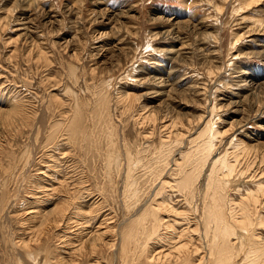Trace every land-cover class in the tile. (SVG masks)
Segmentation results:
<instances>
[{
    "label": "rangeland",
    "instance_id": "374dc122",
    "mask_svg": "<svg viewBox=\"0 0 264 264\" xmlns=\"http://www.w3.org/2000/svg\"><path fill=\"white\" fill-rule=\"evenodd\" d=\"M263 9L264 0H0V107L22 102L25 114L9 121L0 113V264L68 263L70 247L61 246L57 225L43 228L39 240L30 227L39 221L34 211L44 216L62 205L69 189L84 201L85 213L100 200L88 193H102L119 230L137 227L145 207L128 214L123 171L113 169L112 185L101 188L109 180L97 158L108 151L106 136L118 143L115 154L127 138L162 170L173 209L162 214L165 220L179 233L190 229L193 246L214 247L222 263L235 258L243 264L247 246L235 252L228 243H239L241 235L264 242ZM78 107L87 133L74 146L61 130L72 125ZM92 116L105 119L96 133ZM93 144L99 152L91 151ZM188 179L194 197L189 186H178ZM249 194L257 208L244 221ZM235 222L249 226L233 228ZM22 242L39 250L36 258ZM165 244L159 250L168 249ZM110 251L99 255L106 257L101 264H121ZM263 253L248 260L264 264Z\"/></svg>",
    "mask_w": 264,
    "mask_h": 264
},
{
    "label": "bare ground",
    "instance_id": "6f19581e",
    "mask_svg": "<svg viewBox=\"0 0 264 264\" xmlns=\"http://www.w3.org/2000/svg\"><path fill=\"white\" fill-rule=\"evenodd\" d=\"M252 2H254V1H252ZM221 10H223V9H221ZM263 10H260V11H263ZM260 18L261 19H259V20L264 22V14H262V17H260ZM25 25L26 24L23 23L21 25V29L20 30H26L27 28L25 27ZM256 27H259V26H256ZM258 29H260V28H258ZM261 29H262V27H261ZM257 32H259V31H257ZM160 95H162V94H160ZM125 97H126V95H125ZM15 102H16V100H15ZM129 106L130 105H128V103H127V105H125V107H129ZM7 107H8V109H3V108L0 107V113L2 112V113H5V114L9 115V117L6 115L7 116L6 119H8L9 121H10L11 117L14 120L15 119L14 117H20V116L22 117V115H25L22 102H20V103L16 102V104H13V107H12V105L11 106H7ZM108 109H109V107H108ZM84 112H83V109H81V107H78L76 115H75V119L72 122V125L68 126V127L64 126L65 128L61 130V131H64V133H62L63 135H65L66 132L68 131V137L71 138V139H69L68 137L67 138L69 139V141H72L71 143H74V146H77L78 144H81L82 142H85V140H86L85 133H87V132L84 133V131L82 129V125L84 124L83 123V121H84ZM70 113H68V114H70ZM99 113L101 114V112H99ZM94 114L96 115V113H94ZM61 116H63V115H61ZM65 118H66V116H65ZM106 118L108 119V121H110V123H109L110 126H109V129H108V131L110 133L111 128H114V127H112V125H111L112 120L110 118V115H106ZM104 120L105 119L103 117L100 118V117H93L92 116V121H93L94 124H91V125H94L93 129H94L95 133L98 132V127H100L99 126V125H101L100 123H102ZM88 122H89V120H88ZM65 123H66V121H65ZM101 127H102L101 131L105 134V132H107V131L103 128V126H101ZM84 128H85V126H84ZM101 131H99V133ZM54 136H55V134H54ZM49 138L51 139L52 136H49ZM93 138H94V135L90 139H93ZM106 138L108 139V143H107L108 151L105 153V155H97L98 156L97 157L98 160H103L102 163L104 162L103 164L106 165L105 174L106 173L108 174V176L107 175L106 176H107V179H109L108 181H106V179L104 180L106 182H104L105 183L104 185H101L102 186L101 188H103V191H108L107 187H106V185H107L106 183L107 182H109L108 184L111 183L112 179H110L109 176L112 175L113 169L114 170L118 169L119 173L122 170L124 175H125V181H124V183H125V194L123 196V198H124L123 201H125V200L127 201L126 208H127L128 214L132 213V211H134L138 206L140 207L142 205V203H144L143 206L145 207V209L141 213V214H143L142 215L143 216L142 220L140 222H138V220L136 221L139 224L135 228L134 227L132 228L131 226H128V228H126L125 230H119V226L116 225L117 222L113 221L114 220V216H113V213L111 212L112 210L110 208H108L107 205H106V207L104 205V202L108 201V199L110 197L107 198V196L106 195L104 196L102 193L98 194V195H96L94 193H88L89 196H87V197L91 196V198L93 199V196H94V198L95 197L97 199L100 198V200H98V202L96 201L97 203H95V205L92 207V209L90 211H88L87 213H85L84 211L81 210V208H79V207L82 206L84 201H76V200H78L80 198L76 199V192L75 191L71 192V189H69V191L64 192V200H63V204L62 205H59V204L55 205V207L49 213H47L44 216L41 215V212L38 211V210L34 211L32 213L33 214L32 218H34V217L36 218L37 217L36 219L39 220L36 225L30 227V231H31V234H32L31 237L34 236V238H35L34 240H39V237H40V234L42 233V229L43 228L50 229L48 227H50L52 225H57L60 228L59 230L61 231L57 235L58 239L60 240V244H62L61 246H63V248L70 247L69 252L65 253L67 256L70 257L69 261L68 260L66 261V262H68L67 264H101V261H105L106 257H104L105 258L104 260H102V259L99 260L100 259L99 255L102 257V254L104 253L105 249L111 250L113 257L114 256L117 257V259L119 260V262L121 264H233V263L241 264L240 262L236 263L237 261H235L236 260L235 258H234L235 260L232 259L231 263H229V261H228V263H222L220 261V259H219L218 254L215 253L214 247L209 245L208 246L209 251H208V250H205V248H204L205 244H204V246H203L202 243L201 244H197L196 246H193V241L189 237L190 229L188 230V228L186 227V229L182 233L181 232L179 233L175 229L177 227H175V226H174L175 228L173 227L174 223L171 224L172 223L170 221L171 218H169V219L166 218V220H165V218H164V216H162V214L164 215V214H166L168 212L170 213V212H172L173 209H171V207L169 205H167L169 203V201L167 200V197H166L167 195H165V192L163 191L164 189H166V183L164 184L163 181H162V183H160V177L161 176H160V173L158 171H160L161 169L157 168L158 167L157 164H156V166H157L156 168L157 169L154 168L155 166L152 165L153 163L151 164L149 162L148 158H147L148 160L146 158H143L141 147L132 146L129 143L127 138H126V141L124 142L125 149L123 151H119V154H117V153L115 154L111 150L112 148L118 149V143L112 142V144H110V141L113 139L112 136L110 138H108L106 136ZM91 142H93V141H91ZM98 142H99V139H98ZM48 145H49V141H48ZM95 146L96 145H94V144H93V146H90L91 151L96 150L95 152H99L100 149L98 147H95ZM104 149H105V147H104ZM97 158H95V159H97ZM64 161H65V159H64ZM87 162H89V161H87ZM76 165H78V164H76ZM149 166H151V168H150L151 171L147 169ZM143 167H147V168H143ZM146 169L148 171H150L151 173L152 172H155V173L153 175H151V173H149V174L147 173L149 175L148 176V175H146ZM93 170H95V169H93ZM143 172L145 174L142 176ZM183 175L184 174H182L181 176H183ZM70 176H71V174H70ZM97 176H99V175L98 174L94 175V177H93L94 180H98ZM106 176L104 178H106ZM151 176H152V178H151ZM148 178H149V181L147 180ZM212 180H213V178H212ZM150 181L152 182L151 191H150L149 187L147 188V185L149 184ZM188 181L190 182V179L186 180L185 182L182 181V183L180 182L181 185L179 184L178 186H181L183 189H185V187H188L189 184H190ZM68 182H70V181H68ZM218 182H219V180H218ZM61 185H63V183ZM61 185H60V187H61ZM71 185H72V183H70V187H72ZM110 185H112V183ZM211 185H214V184H211ZM192 186L193 185L189 186V188H188L189 191H186V189H185V191L188 194H191L194 197L195 193H193L191 191V190L194 189ZM65 187H66V184H65ZM75 187L78 188V186H76V185H75ZM61 189H63V187H61ZM58 190H59V188H58ZM55 192H58V191H55ZM249 196L251 197V198L248 197L249 200H250V203L247 204L248 207L246 206V210L242 211V213H241L243 215V219L242 220L248 219L249 216L251 218H253L252 216H254L253 215L254 214V209L257 208V201H255L253 199L254 197H253L252 194H249ZM129 197H130V200H129ZM142 199H145L146 201L144 202V201H142ZM168 199H170V197ZM212 200H215L214 197L212 198ZM212 202H214V201H212ZM218 202H220V201L218 200ZM252 207H254V209ZM106 208H108V209L105 210ZM175 210L173 212H175ZM98 211H100V213L95 215V213L98 212ZM236 211H235V213H236ZM231 213H229V216H230ZM171 214H173V213H171ZM102 217H104V218H102ZM165 217H167V216H165ZM169 217H170V215H169ZM210 219H208L207 222H210ZM231 220H232V217H231ZM235 220H236V218H235ZM233 221L234 220H232V222ZM176 222H177V220H176ZM261 222L262 221H260V223ZM94 223H95V225H94ZM260 223H259V225H260ZM96 224H98L97 227H96ZM111 224H113V225H111ZM239 224L240 223L235 222L231 226L233 228H235L236 227L235 225H239ZM89 225L91 226V228L94 227V229L95 230L97 229V230L96 231L95 230H91V231H88L86 233L81 232V231H87ZM240 226L241 227H248L249 224H247L246 226H242V224H240L239 227ZM73 229L74 230L82 229V230L79 231V232H73L74 231ZM100 229H103V230H100ZM204 229L207 230L206 228H204ZM134 230H135V232H134ZM233 230H235V229H233ZM242 231H244V230H242ZM94 233H95V236H94ZM174 233L176 234V237H172L171 236ZM231 233H232V231H231ZM209 234L210 233L206 232L205 237L208 238ZM224 234L225 233H223V235L222 234L221 235L224 236ZM226 234L224 236L225 238H226ZM200 235H201V233L199 234V236ZM260 236L261 235H259V237ZM86 237L88 239L84 241V238H86ZM170 237H171L172 241L169 239ZM205 237H203V239H202V236H201L199 238L200 241L202 242V240H205ZM77 238H81V239H77ZM108 238H109V240H107ZM216 238H218V237H216ZM255 238H257V237L255 236ZM239 239H240L239 243H236V242H233V241L232 242L227 241V242H229L228 246L230 247V250H232V248H233V249H235V252L236 251L239 252L242 244L247 246V250H245L244 253H245L246 256L247 255L248 256L246 257V260L244 258V260L242 261L243 264H247V262L249 261L248 260L249 258L254 257L255 255H259L258 252H260V250H264V242H261L263 244H261L260 242L256 244V242L253 241V239L249 240L246 236L244 237L242 235L239 237ZM226 240H229V239H226ZM87 241H89V242L87 243ZM31 242H33V240ZM31 242L30 243L22 242L21 245L27 249L29 256L36 258V256L39 254V250L38 251L35 250L32 247V243ZM215 242H217V241H215ZM164 243H166L169 246V248L168 249H162L161 248V250H159V247H158L159 245L158 244H161V246H163ZM220 243L221 242H219V247L220 248L218 247V249H223L224 245H222L223 248H221ZM71 244L76 246L75 249L74 248L71 249V246H72ZM216 244H218V243H216ZM205 251H207V253ZM216 251H218V250H216ZM219 252H221V253H219V255L223 253L221 250ZM250 253H253V255L251 256ZM230 255H232V254L230 253ZM263 255H264V253H263ZM105 256H106V254H105ZM222 256L223 255H221V257ZM259 257H260L261 261L262 260L264 261V256L262 257L260 255ZM93 258H96V259H94L95 260L94 263L91 262V260ZM256 258H258V257H256ZM110 260H111V258H109V260L107 259V261H110ZM258 260H257V262H260ZM254 261H255V259H254ZM116 262H118V261H116ZM250 262H251V260L248 263H250ZM56 263L60 264V261H58Z\"/></svg>",
    "mask_w": 264,
    "mask_h": 264
}]
</instances>
